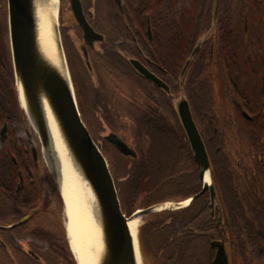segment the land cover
I'll list each match as a JSON object with an SVG mask.
<instances>
[{
    "label": "trees",
    "instance_id": "obj_1",
    "mask_svg": "<svg viewBox=\"0 0 264 264\" xmlns=\"http://www.w3.org/2000/svg\"><path fill=\"white\" fill-rule=\"evenodd\" d=\"M202 1L204 3L205 0H123L125 16L139 44L140 56H145L155 63L157 73L162 75L169 83L170 93L173 95H176L179 91L178 77L180 71L203 29L198 13V6L201 5ZM258 1L251 0L249 4L252 7V21L257 19L255 11L257 12L256 9L261 6ZM148 25L151 36L148 34ZM245 47L244 45H238L236 50L231 52L232 50L228 46H219L222 64L226 71L231 72L227 74V78L232 79L230 76L234 74L241 75L236 80L241 84L242 91L231 93V95L235 99L242 100L247 98V93H244L245 82L247 83L245 72L250 70L249 63L243 59ZM3 48H5L4 41L0 40V123L6 119L9 128H12L10 133H15L16 130L13 124L17 121L18 114L22 119L25 116L17 100L10 49L7 47L6 52V48ZM232 54H236V56ZM107 57L108 59L113 58L111 54ZM195 66L194 59L183 79V90L193 116L202 122L204 129L202 134L208 136L215 134L212 132L209 117L216 118L220 113L213 108L210 89L203 85L206 78L204 81L198 80L199 74L194 72ZM108 67H111L110 63H107L105 68ZM109 72H111L110 76L114 74L112 70ZM159 94L160 98L155 103L157 108L160 109L161 115H153L147 108L149 112H144V119L141 121L144 128L143 134H150L151 143L156 144L159 147L158 149L162 148L161 151H164L162 155L168 153L171 148L173 149L175 144L176 148H180L181 155L190 161L189 147L187 148V145H185L183 137H173V135L180 134L179 128L177 125L173 126L169 121L171 127L163 117H168L170 120V117L172 118L173 113H175L172 97L163 91L162 94L160 92ZM243 110L252 118L264 117L263 109L253 107H243L242 109V107L234 105L232 110L230 109V114L228 113L225 118L233 115V117L245 122L242 115ZM138 121L140 122V120ZM205 138L208 139L210 145V155L208 156H210L212 178L223 213L221 224L223 234L220 237L224 238L229 249L234 250L245 264H264V164L256 163L259 176L253 177L248 183L245 173L250 171L249 164L252 157L247 154H241L240 157H230L224 154V147L219 144L218 137ZM217 144L221 146L219 150H216ZM158 149L156 148V150ZM153 150L155 151V145ZM5 153H7V156H4ZM153 153L150 160L148 156H143L142 159L138 160L139 163H136L144 169L140 170L142 176L158 175L162 172V165L161 163L158 165L159 161H157L161 156H157L155 152ZM0 154L3 155L0 158V188L3 190V195L9 199L11 204L13 203L14 208L22 211L24 215L31 213L27 220L21 223L13 222L12 226L6 228L10 231V235L12 237L16 235L24 237V232L29 233L28 235L39 238L44 242L48 247L47 251L51 255L50 257L56 259L60 264H63L62 259H67L72 264H76L71 252L67 249L65 241L58 237L56 233L37 225L36 220L42 216L41 213L44 208L53 203L51 196L40 194L38 188L42 185V180L35 189L29 191L26 197H23L21 192H16L14 189L19 167L28 169L26 161L29 160V156L28 153L24 152L21 138L9 137L4 142L0 141ZM12 156H15L16 162ZM237 161H239L238 164ZM192 162L191 160L190 163ZM194 165L193 162L192 166ZM6 173H8V176L5 177ZM5 182L6 184L3 185ZM52 184L55 189L53 181ZM57 198L56 207L52 211H56L57 216H59L62 203L59 193H57ZM43 201H46L44 208L42 207ZM121 207L123 209L122 205ZM34 209L36 210L34 211ZM56 214L55 217H57ZM30 222L35 225L28 228ZM196 225L198 226L196 227ZM164 227H169L168 230L172 231L171 240H176L180 236H189L190 239L201 236L209 240L211 237L204 234V232L213 230L219 225L214 222V218L210 216L209 206L201 198L195 202V205H189L182 211H163V219L158 217L157 220H153L149 224V230L154 237L157 229ZM185 228H187V232H184ZM13 247L16 249L14 245ZM176 247L180 248L178 244H176ZM176 247L173 249H178ZM25 249L23 247L22 251ZM22 257L26 260L23 264H35L28 251L25 254L22 253ZM15 258L16 256L13 255V264H17Z\"/></svg>",
    "mask_w": 264,
    "mask_h": 264
},
{
    "label": "rangeland",
    "instance_id": "obj_2",
    "mask_svg": "<svg viewBox=\"0 0 264 264\" xmlns=\"http://www.w3.org/2000/svg\"><path fill=\"white\" fill-rule=\"evenodd\" d=\"M59 1L58 21L60 35L77 106L92 137L96 142L101 144L102 152L113 174L115 185L118 189L117 191H119L118 196L125 214L129 215L135 210L165 201L182 200L190 191H194L191 182L189 183V181L194 178L192 163L181 155L180 148H176L177 146H175V144L173 149L171 148L168 153L162 155L164 151H161L162 148L158 149L159 147L156 144L151 143L149 138L150 134H143L144 128L142 127L143 122L141 121L144 119V112L148 113L149 109L153 115H161L160 109L157 108L155 101L159 100V92L162 94V91L160 89L153 91L150 85L151 83L146 84L144 81H139L136 83L135 87H130L124 80L122 81V79L115 75H108V73L105 72L106 66H103L106 61L101 56L108 53L104 50V46L98 45L99 47L95 48L92 55L88 52V49H86L88 54L87 60H89L90 63V67L88 68L82 53L83 47H87L82 38V31L71 14L69 0ZM95 1L97 0H81L86 13L88 4H91V9L94 12L93 3L95 4ZM96 16L99 17L97 19V26L110 37L109 46H111V44L114 46L117 32L115 31L117 29L115 26V13L103 9L99 10ZM6 17L7 6L3 9L2 14H0V35L4 33L6 35L1 36V38H8ZM124 39L130 40V36H125L123 37V40ZM123 44L124 46L130 45V43L124 41ZM147 91L149 92L147 93ZM177 96L178 93L174 97L177 98ZM225 106L224 103H221V107L224 108ZM223 110L227 112L228 108L226 107ZM24 116L23 119L29 124V128L32 129L25 113ZM163 117L166 123L170 121L173 126H176V124L179 125L176 113H173L170 120L168 117ZM17 118L19 122L20 119H22L19 114ZM138 120H140V122ZM16 122L13 124L15 128H17ZM169 125L172 127L170 123ZM31 131L36 134L33 129ZM110 131H115L124 137H129L138 151L139 160L142 159L143 156H148L150 160L153 152H155L157 156H161L158 160L156 158V160L159 161L158 165L161 163L162 172L158 175H151L148 173L149 175L146 177L141 175L140 170H144L141 165L135 164L133 166L131 163L133 167L130 166V168H128L126 163H128L129 160L125 161L118 151L105 139V136ZM165 136L171 137L170 135ZM173 137L175 136L173 135ZM35 138L39 143L38 168L40 170V179L42 180V185H40L38 189H40V194L48 197L51 196L53 199V203L45 208L46 201L42 202L44 211L41 213L42 216L37 218V225L56 233L58 237H61L65 241L67 249L71 252L66 233V216L63 202L61 201V209L59 211V216H57L56 211H52V209L56 207L58 200L57 193L59 192L56 186L55 189L53 188V179L42 153L41 144L38 137ZM154 145L155 151L153 150ZM156 148L158 150H156ZM130 162L133 161L131 160ZM0 199V201H3V198L0 197ZM6 205L8 206V204ZM189 205L190 203L182 208L166 211H182V209ZM3 211L7 213V216L3 218V221H0V224L7 225V227L11 226L13 222L18 223L22 217L28 214L24 215L22 211L12 206L6 207ZM163 211H152L137 216V218L140 219L137 237L142 264H210L214 255V250L211 249L209 245L210 240L214 239L212 237L207 240L206 237L201 236H197L194 239H190L189 236H180L176 240H171L173 233L170 229L168 230L169 227L158 228L156 236H153V233L149 230V224L153 222V220H157L158 217L159 219H163ZM55 214L57 217L54 216ZM34 225V223L30 222L28 228ZM197 226L198 225H196V227ZM184 232H187V228H185ZM28 234L29 233L24 232V237L16 235L12 237L13 239H11L9 233L2 235H7L10 238L12 247L14 245L18 247V249L20 247L30 248L33 253L40 258L41 264H60L56 259L50 257L51 255L47 251L48 247L44 242ZM176 244H178L180 248L176 247ZM174 247L178 248L176 249L177 251L173 249ZM18 249L16 250L17 253ZM71 256L73 260H75L72 252ZM7 258L8 254H6V256L0 254V263L7 261ZM19 259L18 257L20 264L26 262L24 259H20L21 261ZM230 260L231 264H245L243 259L234 250H230ZM62 261L63 264H72L67 259H62ZM75 262L77 264L76 260Z\"/></svg>",
    "mask_w": 264,
    "mask_h": 264
},
{
    "label": "water",
    "instance_id": "obj_3",
    "mask_svg": "<svg viewBox=\"0 0 264 264\" xmlns=\"http://www.w3.org/2000/svg\"><path fill=\"white\" fill-rule=\"evenodd\" d=\"M217 5L218 0H215L214 21ZM6 6L8 41L18 104L24 111L33 131L37 134L53 182L60 194L57 177L51 169L45 155L47 133L41 111V104L38 101L41 94L48 100L75 161L81 167L95 193L101 220L100 229L102 236L101 253L96 257L95 264H135L133 238L128 227V220L152 211L182 208L205 191L209 193L210 216L215 211V208H218L220 213L217 224L221 225V207L212 178L209 156L183 90V79L191 62L201 48L204 37L198 39L182 66L178 77L179 91L177 98L170 93V86L151 72L140 60L136 58H130L128 60L132 68L140 76L145 77L167 95L175 98H173L172 105L179 125L185 135L202 185L199 192L186 199L153 204L126 215L121 207L115 180L107 159L102 152L101 144L94 140L79 112L62 45L59 21L56 27L59 37L57 40V48L61 50L63 55L69 82L63 79L54 67L45 62L37 50L33 31L32 0H6ZM69 7L75 22L81 28L82 38L85 44H92L94 39L103 41V35L97 33L88 23L81 0H69ZM148 34L151 36L149 25ZM82 53L86 60V66L89 68L90 63L87 60L88 54L85 47H83ZM17 81H19L23 93L24 106L20 101ZM5 129L6 126L4 125L2 133L5 132ZM27 135L30 136L29 130H27ZM28 139L31 143L34 159H36L35 144L31 140V137H28ZM105 139L123 155H134L133 150L116 133L109 132L105 136ZM205 174H208V182L204 180ZM30 216L31 213H28L18 223L27 220ZM209 245L214 250L210 264H231L230 249L223 237L210 240Z\"/></svg>",
    "mask_w": 264,
    "mask_h": 264
},
{
    "label": "flooded vegetation",
    "instance_id": "obj_4",
    "mask_svg": "<svg viewBox=\"0 0 264 264\" xmlns=\"http://www.w3.org/2000/svg\"><path fill=\"white\" fill-rule=\"evenodd\" d=\"M214 2L215 0H205L204 3L202 1L201 5L198 6V13L200 15L199 21L201 25L203 24V29L199 33L197 41L199 38L204 37V39L201 48L194 58L196 63V69L194 72L196 74H199L198 80L204 81V79L206 78V82H204L203 85L207 86L210 89V92L212 94L213 108L217 109V111H219L220 113L216 118L209 117L212 132H214L215 134L204 136L202 134V132H204L202 122L198 120V118L193 116L192 111L191 113L199 130V133L203 139L208 155H210V145L207 141L208 139H206L205 137H218L219 144H222V147H224V154H227L230 157H240L241 154H247L252 157L249 164L250 171L245 173L246 179H248V183H250L249 181L253 177L259 176V171L256 168V163L264 164V117L252 118L244 110L242 111V115L244 116L245 122H243L239 118L233 117V115H231V117L229 118H225L224 116H226L228 113L230 114V109L232 110V107L234 105L237 107H242V109L243 107L263 109L264 113V0L258 1L261 6L256 9L257 12L255 11V13L257 14V19L255 21L251 20L252 7L249 5L251 0H218L215 21ZM4 8H6V0H0V14H2ZM93 8L94 12L91 9V4H88L87 13L84 11V8L83 11L91 27L97 33L103 35V41L94 39L92 41V44H85V46L87 47L86 49H88V52L91 53V55L95 48L104 46V50L108 53H104L105 55L101 56L105 59V63H110L111 65V67H108L105 72L111 75V72L109 71H114L113 75H116V77L122 79V81L124 80L130 87H135L136 83L139 81H144L146 84H150V81H148L145 77L140 76L134 69H132V66L128 60L130 58H136L140 60L151 72H153L167 84H169L162 77V75L157 73V66L152 60L148 59L145 56H140L141 50L139 48V44L125 16L123 0H97L95 1V4L93 3ZM103 9L105 11L115 13L116 15L115 26L117 27V29L115 31L117 32L114 46H112V44L111 46H109V42L111 40L110 37L107 36L106 33L102 32V30L97 26V19L99 17H97L96 14L99 12V10ZM6 29L8 35L7 21ZM1 36L6 35L5 33L3 35H0V40L4 41L7 52V47L8 49H10L8 38H1ZM125 36H130V40H123V37ZM123 41L130 43V45L124 46ZM220 45L228 46L232 50L231 52H234L236 50V46L238 45L246 46L244 48L243 59L249 63L248 66L250 67V70H247L245 72L247 83L245 82L244 93H247V98H244V100L235 99L231 95V93L242 91V88L240 87L241 84L236 80V78L241 77V75H229L230 77H232V79L227 78V74H230L231 72L226 71L224 65L222 64V60L220 59L219 55ZM109 54L112 55V59H108L107 56ZM232 55L236 56V54ZM103 66L106 65L104 64ZM150 85L153 91L159 89L153 83H151ZM221 103H224V105H226L224 108H228L227 112H224V108L221 107ZM4 125L6 126V129L5 132L2 133ZM16 125V132L10 133L12 128H9L6 119L2 120L0 123V141L4 142L9 137H20L22 140L24 152L26 154L28 153L29 156V160L26 161V163L28 164V169L26 170L24 167H19V169L17 170V180L15 182L14 189L16 192H21V195H23V197H26L31 189H35L38 183H41L39 172L40 170L38 168L39 143L35 138L37 137L36 134L31 131L32 129L29 128V124H27L24 119H20V122H16ZM177 127L179 128L180 134L175 135V137H183V141L188 148V143L185 139V135L180 125H177ZM27 130L30 131V136L27 135ZM110 132L116 133L133 150L134 155H123L118 151V153L125 161L129 160V162L126 163L128 168L132 166L131 163L133 164V166L138 163V151L136 150L133 142L129 139V137H124L123 135L118 134L115 131ZM28 137H31V140L35 144L37 155L36 159H34L31 149V143ZM219 144L216 145V150L220 149L221 146ZM188 152L190 153V150H188ZM190 155L191 153L189 154V156ZM1 156L3 155L0 154V158ZM4 156H7V153H5ZM12 158L16 162L15 156H12ZM131 160L133 162H130ZM191 160L193 161L192 155L190 156V161ZM236 163L238 164L239 161H237ZM193 170L194 178L190 180L189 183L191 182V186L193 187L192 189H194V191H190V193L184 198L194 195L201 190L202 184L199 180L197 168L195 165L193 166ZM6 176H8V173L5 174V177ZM5 184L6 182L3 183V185ZM249 187L247 186L248 189H250ZM2 191L3 190L0 188V197L3 198V201H0V221H3V218H6L7 216V213H5L3 210L8 206L14 207L13 203H10L9 199H7V197L3 195L4 193ZM201 198H203L206 205L209 206L210 198L208 191H205L200 196L196 197L190 203V205H195V202H197L198 199ZM6 204H8V206ZM219 213V209L215 208V211L211 215V217L214 218V222L216 224ZM221 214V221H223L222 211ZM6 228H8L7 225L5 226L4 224H0V254H3V256H6V254H8L7 261H3L4 263L0 264H13V255L16 256L15 259L17 260V264H20L18 261V257L22 260V253L25 254L26 251H28V254L31 256L35 264H41L40 258H38V256L34 254L30 248H26V251H22L23 247H20V250H18L17 253L16 250L18 249V247H16V249L12 247L10 238L7 235H2L5 233H9L10 235V231ZM204 234H207L212 238H219L223 234L222 226L219 225V227H215L213 228V230L204 232ZM10 237L12 238L11 235ZM10 252H12L13 255Z\"/></svg>",
    "mask_w": 264,
    "mask_h": 264
},
{
    "label": "bare ground",
    "instance_id": "obj_5",
    "mask_svg": "<svg viewBox=\"0 0 264 264\" xmlns=\"http://www.w3.org/2000/svg\"><path fill=\"white\" fill-rule=\"evenodd\" d=\"M59 0H32V21L36 47L41 57L69 82L68 71L61 50L57 48ZM20 101H25L17 81ZM47 133L46 159L57 177L66 216V233L70 250L78 264H95L101 253L100 215L95 193L81 167L75 161L61 132L56 116L41 94L38 98ZM204 180L209 181L208 174ZM140 219L132 217L128 227L133 238L135 264H142L138 243Z\"/></svg>",
    "mask_w": 264,
    "mask_h": 264
}]
</instances>
